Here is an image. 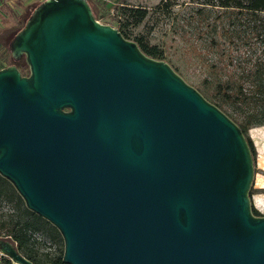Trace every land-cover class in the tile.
I'll return each mask as SVG.
<instances>
[{
	"label": "water",
	"instance_id": "obj_1",
	"mask_svg": "<svg viewBox=\"0 0 264 264\" xmlns=\"http://www.w3.org/2000/svg\"><path fill=\"white\" fill-rule=\"evenodd\" d=\"M0 68V175L63 239L68 264H264L238 124L163 59L43 0ZM0 252L38 264L10 241Z\"/></svg>",
	"mask_w": 264,
	"mask_h": 264
},
{
	"label": "rangeland",
	"instance_id": "obj_2",
	"mask_svg": "<svg viewBox=\"0 0 264 264\" xmlns=\"http://www.w3.org/2000/svg\"><path fill=\"white\" fill-rule=\"evenodd\" d=\"M199 1L202 0H91V3L95 9V19L116 28L119 22L132 21L133 18L127 14L128 8L139 7L147 9L148 14L146 18L138 25L127 24V37L134 40L135 35L140 34L145 36L143 39L149 44H159L167 54V57L163 58V60L168 62L187 83L198 88L197 81L199 80V74L205 71V67L192 62L189 60V57L187 60L184 54V47L187 45L182 41H178L177 36L172 34L171 31L175 25L180 24L187 33L184 37H190V35L199 37L198 41L201 45L206 39L212 37L213 34L206 33V22L204 19L194 14L195 5ZM39 2L41 1L0 0V68L16 65V61L19 59L20 61L25 60L24 55L17 60L14 59L9 45L15 34L33 14ZM164 2L173 3L170 12L161 13L160 8L162 6L157 7ZM222 15L216 21L217 34L214 37L228 38H220V45L202 51V54L206 55L209 59H214L219 63L218 65H223L227 61L226 53H230L235 57L237 56L238 61H233V63L244 67L251 59V56L253 57L259 53L257 49V38L261 37L259 23L257 19L255 20L254 16L237 10L224 12ZM191 31L192 33H189ZM224 53L225 55H223ZM174 63L178 65V70ZM22 65L26 66V68L28 66L26 61L22 62ZM228 69H231L230 66ZM247 136L255 147V159L253 161L254 176L251 184L253 193L251 199L253 206L261 215H264V125L250 127L247 131ZM15 205V200H1L0 214L15 213L17 211ZM19 210L21 211V209ZM31 235V240L33 238L35 240L34 248L38 253L48 252L50 255L62 254V238H60L61 236H52L49 228H41L32 232ZM0 238L10 239L6 235H1ZM14 245L16 246V243ZM7 259L8 257L0 252V264H13L14 261Z\"/></svg>",
	"mask_w": 264,
	"mask_h": 264
},
{
	"label": "trees",
	"instance_id": "obj_3",
	"mask_svg": "<svg viewBox=\"0 0 264 264\" xmlns=\"http://www.w3.org/2000/svg\"><path fill=\"white\" fill-rule=\"evenodd\" d=\"M88 1L96 18L93 4L91 0ZM172 5L173 3L164 2L157 7L162 6L160 8L161 13H165L170 12ZM195 6L194 14L204 19L206 22V33L213 34L212 37L206 39L201 45L198 41L199 37L194 35L184 37L187 33L180 24L175 25L171 33L177 36L178 41H182L187 45L186 47L183 46L187 60L189 57V60L192 62H196L205 67V71L199 74L197 89L204 97L214 103L238 124L246 137L254 161L255 147L251 139L247 136V131L250 127L264 125V0H202ZM127 10V14L133 18L132 21L119 22L117 28L124 37L129 39L127 37V24L132 23L134 26L138 25L146 18L148 11L145 8L139 7H132ZM234 10L254 16L261 29V37L257 38V49L259 53L253 57L251 56V59L244 67L233 63V61H238L237 56L235 57L230 53H226L227 59H225L227 61L223 65H218L219 63L214 59H209L206 55L202 54V51L220 45V38H228L214 37L217 34L216 21L223 16L222 14L224 12ZM189 33H192V31ZM143 37L145 36L137 34L135 35L134 41L144 53L157 59L167 57L163 47L157 43L149 44ZM24 61L17 60L16 66L23 75H26L29 73V69L28 66L26 68V66L22 65ZM229 66L231 69H228ZM175 67L177 70L179 69L177 64H175ZM252 193L253 188L251 187L249 195L251 196ZM1 200H15V209L17 211L6 215H4L5 213L0 214V236L6 235L7 238H10L9 240L12 243H16L17 249L35 263L68 264L62 260L63 251L62 254L50 255L48 252L38 253L34 248L35 240L34 238L31 240V233L34 231L47 227L52 236L56 235L60 237L61 235L57 228L50 222L29 210L13 185L0 175ZM252 212L255 215H261L254 206H252Z\"/></svg>",
	"mask_w": 264,
	"mask_h": 264
},
{
	"label": "built area",
	"instance_id": "obj_4",
	"mask_svg": "<svg viewBox=\"0 0 264 264\" xmlns=\"http://www.w3.org/2000/svg\"><path fill=\"white\" fill-rule=\"evenodd\" d=\"M39 1H43V0H39ZM13 264H17V263L13 262Z\"/></svg>",
	"mask_w": 264,
	"mask_h": 264
},
{
	"label": "flooded vegetation",
	"instance_id": "obj_5",
	"mask_svg": "<svg viewBox=\"0 0 264 264\" xmlns=\"http://www.w3.org/2000/svg\"><path fill=\"white\" fill-rule=\"evenodd\" d=\"M126 38V37H125Z\"/></svg>",
	"mask_w": 264,
	"mask_h": 264
}]
</instances>
